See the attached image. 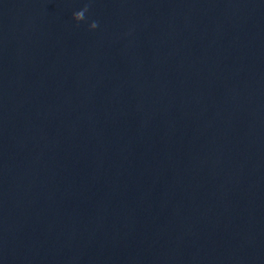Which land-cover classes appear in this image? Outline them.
I'll use <instances>...</instances> for the list:
<instances>
[{
	"label": "water",
	"instance_id": "95a60500",
	"mask_svg": "<svg viewBox=\"0 0 264 264\" xmlns=\"http://www.w3.org/2000/svg\"><path fill=\"white\" fill-rule=\"evenodd\" d=\"M0 264H264V0H0Z\"/></svg>",
	"mask_w": 264,
	"mask_h": 264
},
{
	"label": "clouds",
	"instance_id": "9594fccd",
	"mask_svg": "<svg viewBox=\"0 0 264 264\" xmlns=\"http://www.w3.org/2000/svg\"><path fill=\"white\" fill-rule=\"evenodd\" d=\"M88 9H89V5L85 4V6L81 8L79 11L73 13L72 19L77 23L85 20V14L88 12ZM97 27H98V23L95 21L89 24V29H96Z\"/></svg>",
	"mask_w": 264,
	"mask_h": 264
}]
</instances>
